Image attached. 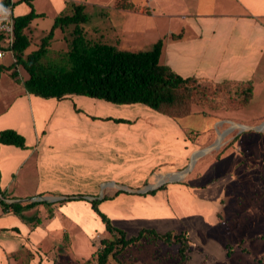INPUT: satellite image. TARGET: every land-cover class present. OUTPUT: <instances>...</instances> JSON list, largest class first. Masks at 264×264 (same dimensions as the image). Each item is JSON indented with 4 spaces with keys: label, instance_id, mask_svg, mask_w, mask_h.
Here are the masks:
<instances>
[{
    "label": "crops",
    "instance_id": "obj_1",
    "mask_svg": "<svg viewBox=\"0 0 264 264\" xmlns=\"http://www.w3.org/2000/svg\"><path fill=\"white\" fill-rule=\"evenodd\" d=\"M10 1L15 4L18 0ZM40 1L44 2L42 7ZM124 1L131 3L133 9L116 7L117 0H31L34 13L40 16L29 24V45V32H34L39 19L50 23L64 10L67 2H73L83 5L84 11L86 6L103 8L106 18H117L118 36H114L111 30L107 32L92 27L87 30L92 37L136 38L148 35L156 38L155 41L162 39L160 61L181 77H195L213 83L250 81L254 90L264 88V0ZM29 9L25 2H21L12 6L11 15L26 14ZM147 26L150 27L148 30L143 29ZM178 33H181L180 39H172ZM35 49L28 46L26 53ZM4 51L3 57L9 54L13 62L11 52ZM25 79L21 77L20 84L13 83L11 79L6 89H0V131L12 129L25 140L24 149L0 145V189L8 201L24 204L41 197H50L54 201H47L49 206L43 205V216H37L40 223L23 220L11 212L2 213L0 207V264H4L6 257H11L16 251L39 244L57 232L62 227V218L68 219L67 224L73 221L78 228L85 223L81 228L87 236L100 235L93 226L89 228V221H85L88 217L97 225L98 231L103 232L104 224H98L100 218L88 202L96 198L93 196H97L100 184L106 185V191H102L98 198L101 200L98 209L113 227L123 230L125 235H136L142 228H151L147 225H152L158 233L169 231L160 232L156 225L164 228L170 222H178L177 211L185 214L189 206L197 205L199 192L178 183L184 174L177 178V173L171 170L178 169L198 152H194L193 145L171 118L157 114L161 122L154 124L149 119L143 120L140 115L131 118L119 117L120 114L108 116L102 100L78 95L57 100L28 94L23 87ZM107 107L150 111L139 104H110ZM106 117L123 118L132 123L102 120ZM93 171L96 174L111 173L113 179L103 183L100 178L93 180ZM121 175L132 180L126 181L127 184L114 181ZM163 176H174L167 181L171 184L156 190L166 182L163 181L151 189L156 190L154 194H148L151 190L146 191V188L157 185ZM151 180L155 183L135 193L127 191ZM91 184L96 185L93 192L78 187ZM77 195L83 200L59 204L66 196ZM71 202L76 203L75 209H79L75 218L69 215L74 210ZM215 202L203 198L199 203L208 206L206 213H210ZM40 205L35 206L40 210ZM67 208L69 210L66 211ZM47 210L52 213L50 217ZM26 211L23 212L25 218L34 216L25 214ZM189 213L192 212L189 210ZM127 228L131 229L129 234L126 233ZM106 236L108 238L109 234Z\"/></svg>",
    "mask_w": 264,
    "mask_h": 264
},
{
    "label": "rangeland",
    "instance_id": "obj_2",
    "mask_svg": "<svg viewBox=\"0 0 264 264\" xmlns=\"http://www.w3.org/2000/svg\"><path fill=\"white\" fill-rule=\"evenodd\" d=\"M43 5L44 2L40 1V7ZM84 12L88 16V22L79 26L83 36L91 42H104L135 51L149 49L156 39L149 38L148 35H139L136 38L92 37L87 31L92 27H96V30L105 29L107 32L111 30L114 36H118L117 18L115 16L106 18L103 8L86 6ZM37 22L34 32H29L31 38L29 49L31 50L36 48L39 43L38 38L48 31L53 19L50 23L49 21L46 23L44 19H39ZM149 28L147 26L143 29ZM72 30L73 25L62 30L59 28L54 30L53 39L50 42V56H56L59 52L69 49V43L73 37ZM142 33L145 34V31L142 30ZM11 62L9 54L0 60V64ZM17 69L18 79L12 82L20 84L21 77L25 79L27 73L21 66ZM1 76L0 89H6L12 78L10 79L6 73ZM199 83L205 89V99L192 103L187 115L172 120L180 126L185 138L193 145L194 152L208 150L198 154L191 166L188 160L178 169L174 168L171 171L184 174L181 175L182 178L178 183L184 184L186 188L196 189L199 192L196 195L199 202L203 198L211 203L216 202L211 206L210 213H206L208 206H201L196 201L197 205L189 206L185 214L177 211L180 218L178 222H170L164 228L156 225L160 232L168 229L187 232L189 248L186 261L183 262L178 255L177 245L164 244L145 236L120 251L115 259L110 257L106 264H264V88L254 90L250 82L252 85L250 100L244 103L243 90L246 84L233 81L216 84L200 80ZM101 102L108 110V116L120 114L119 117L131 118L140 115L143 120L149 119L154 124L161 122L156 117L158 113L149 108V113L130 107H117L113 110L107 107L111 103ZM141 106L146 110L147 107ZM240 126L250 127V129L245 130ZM218 136L219 144L212 147L218 140ZM93 172L91 179H103L101 183L113 179L111 173ZM161 179L159 182H163ZM129 180L132 178L126 175L114 179L125 184ZM168 180L170 179L165 180L163 184L165 188L171 184L167 182ZM151 183L155 182L145 181L142 186L129 188L127 191L135 193L136 190ZM78 187L82 190L90 189L93 192L96 185H79ZM96 191L97 196L93 197L99 200L102 191H106V185H98ZM36 206L27 210L25 214L43 216V205L39 206L40 210ZM71 206L74 210L69 215L74 217L79 209H75L74 202ZM189 210L192 213H189ZM47 215L50 217L52 213L47 210ZM85 219L89 221L88 224H91L89 228L93 226L97 233L107 238L104 228V233L99 232L97 225L93 224L88 217ZM67 220L60 219L62 227L57 232L39 244H31L16 251L9 257L10 259L6 257L4 264H97V252L102 248L100 244L102 236H87L85 230L81 228L86 225L85 223L78 228L73 221L67 224ZM98 224L101 225L100 220ZM130 230L127 228L126 233L129 234ZM129 236L133 235H126L127 238ZM225 246L230 248L229 255L226 254Z\"/></svg>",
    "mask_w": 264,
    "mask_h": 264
},
{
    "label": "trees",
    "instance_id": "obj_3",
    "mask_svg": "<svg viewBox=\"0 0 264 264\" xmlns=\"http://www.w3.org/2000/svg\"><path fill=\"white\" fill-rule=\"evenodd\" d=\"M21 2H25L30 9L26 14L12 16L13 40L10 47H7L5 36L0 33L2 43L0 49L10 51L13 57L11 64H0V74L5 72L13 80H17L16 67L21 66L27 73V78L23 81L26 93L45 99L62 100L68 95H78L116 105L140 104L171 119L187 115L192 103L205 99L206 92L200 85L199 79L181 77L160 61L163 49L162 39L156 40L147 50L135 51L86 39L79 25L86 24L88 16L81 4L67 2L64 10L54 18L46 35L40 39L37 48L26 53L29 46L27 35L29 24L40 14L34 13L31 0H18L15 4L10 0H0V10L5 8L11 10L13 5ZM115 5L118 8L133 9V5L124 0H117ZM70 25H73V37L70 40L69 49L59 52L56 56H50V42L53 39L54 30L56 28L62 30ZM172 37V39H180L181 33ZM233 82L246 84L243 90V101L249 102L252 86L250 81ZM102 120L132 123L123 118L106 117ZM0 145H12L24 149L25 140L16 131L3 129L0 131ZM164 188L165 186L161 185L156 190ZM156 190L147 193L154 194ZM8 199L0 189L2 213L11 212L32 223H40V219L37 216L25 218L23 212L35 205H50L47 201H29L23 204L10 202ZM106 199L103 198V200ZM76 200H83V198L78 195L66 196L59 204ZM100 201L97 199L89 201L91 209L100 218L109 234L108 238L100 239L102 248L97 252V264H106L110 257L115 259L120 251L145 236L164 244L177 245L178 255L183 262L186 261L189 243L185 230L158 233L152 228H142L136 235L127 238L123 230L113 227L109 219L99 211ZM225 247L226 254L229 255L230 248Z\"/></svg>",
    "mask_w": 264,
    "mask_h": 264
},
{
    "label": "built area",
    "instance_id": "obj_4",
    "mask_svg": "<svg viewBox=\"0 0 264 264\" xmlns=\"http://www.w3.org/2000/svg\"><path fill=\"white\" fill-rule=\"evenodd\" d=\"M0 33L5 36L7 47H10L13 40V19L9 8L0 10ZM4 53L5 51L0 49V59L3 57Z\"/></svg>",
    "mask_w": 264,
    "mask_h": 264
},
{
    "label": "water",
    "instance_id": "obj_5",
    "mask_svg": "<svg viewBox=\"0 0 264 264\" xmlns=\"http://www.w3.org/2000/svg\"><path fill=\"white\" fill-rule=\"evenodd\" d=\"M205 151L202 150V151H199L198 153H194L192 156H191V159H190V166L193 164V162L195 161V159L197 158L198 154H202L204 153ZM190 168V167H189ZM161 184V182H159L157 185L155 186H150L149 188H146V191L147 190H151V189H154V188H157L159 185ZM88 198V197H87ZM90 199V198H88ZM31 201H54L52 198L50 197H41V198H38V199H34V200H31ZM12 202V201H10ZM14 202H17V201H14Z\"/></svg>",
    "mask_w": 264,
    "mask_h": 264
},
{
    "label": "bare ground",
    "instance_id": "obj_6",
    "mask_svg": "<svg viewBox=\"0 0 264 264\" xmlns=\"http://www.w3.org/2000/svg\"><path fill=\"white\" fill-rule=\"evenodd\" d=\"M240 128H243V129H250V127H244V126H240ZM219 140H220V137L218 136V140L213 144V146L212 147H214V146H217L218 144H219ZM208 149H204V151L206 152ZM183 173H177V175H176V177L177 178H179L181 175H182ZM174 176H169V177H163L162 179H161V181H165V180H167V179H172Z\"/></svg>",
    "mask_w": 264,
    "mask_h": 264
}]
</instances>
